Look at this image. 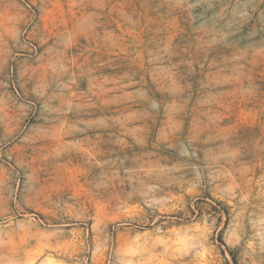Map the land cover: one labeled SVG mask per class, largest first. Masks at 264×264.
Returning <instances> with one entry per match:
<instances>
[{
    "label": "rangeland",
    "instance_id": "obj_1",
    "mask_svg": "<svg viewBox=\"0 0 264 264\" xmlns=\"http://www.w3.org/2000/svg\"><path fill=\"white\" fill-rule=\"evenodd\" d=\"M0 264H264V0H0Z\"/></svg>",
    "mask_w": 264,
    "mask_h": 264
}]
</instances>
